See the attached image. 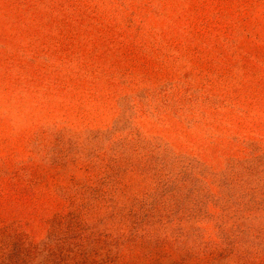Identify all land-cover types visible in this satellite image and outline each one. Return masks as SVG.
Masks as SVG:
<instances>
[{"label":"rangeland","instance_id":"rangeland-1","mask_svg":"<svg viewBox=\"0 0 264 264\" xmlns=\"http://www.w3.org/2000/svg\"><path fill=\"white\" fill-rule=\"evenodd\" d=\"M0 264H264V0H0Z\"/></svg>","mask_w":264,"mask_h":264}]
</instances>
